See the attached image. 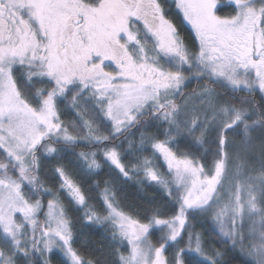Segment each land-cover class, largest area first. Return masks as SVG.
Returning <instances> with one entry per match:
<instances>
[{
    "label": "snow or ice",
    "instance_id": "1",
    "mask_svg": "<svg viewBox=\"0 0 264 264\" xmlns=\"http://www.w3.org/2000/svg\"><path fill=\"white\" fill-rule=\"evenodd\" d=\"M165 5L191 26L192 47ZM193 79L201 87L186 93ZM240 93L252 99L233 103ZM257 94L264 0H0V264H34L37 253L50 264L54 251L62 264H100L73 247L69 206L105 227L112 264H228L229 252L264 264V160L229 163L264 134ZM61 105L78 121L62 120ZM53 161L55 192L41 179ZM105 165L101 214L74 177ZM129 181L165 204L126 211L119 185ZM198 224L223 251L205 247Z\"/></svg>",
    "mask_w": 264,
    "mask_h": 264
},
{
    "label": "trees",
    "instance_id": "2",
    "mask_svg": "<svg viewBox=\"0 0 264 264\" xmlns=\"http://www.w3.org/2000/svg\"><path fill=\"white\" fill-rule=\"evenodd\" d=\"M230 9H224L220 14H226ZM176 15V14H175ZM175 20L177 22L176 26L178 29H181L185 32L186 35H188L189 38L190 34L188 32V28H186L182 22V20L178 19L175 16ZM241 97H243L245 100H251L252 97H247L246 94L240 93L238 94V97L236 100L232 101L233 103L240 105L241 104ZM255 102L256 104L260 105L261 107H264V99L257 94L255 96ZM243 106H247L249 109L252 108V105L249 103H243ZM62 108V115L61 119L64 120L66 123L70 121H78V118L76 117L75 110H73L70 106L65 107L64 105H61ZM88 117H85L87 119ZM155 130L152 128H149L148 131L145 133L146 135H150ZM140 135L139 131L135 132V137L138 138ZM209 149V151L215 150V145L213 144H207L205 146ZM180 148L182 150H189V142L181 138ZM191 151H193L196 155L201 156L205 155L204 149H198L197 146L192 145L190 148ZM76 152L81 151H90L89 148L85 147L84 145H80L75 149ZM145 155H149V153H145ZM74 159L73 156L68 155L65 157L64 163L68 164L69 160ZM204 163H208V160L202 161ZM55 165V162L48 164L45 168L41 171V179L44 182L45 186L48 188H51L52 191H56L58 187V182L53 179V172L52 169ZM71 167V165H69ZM161 171H164V168L161 167ZM74 179H76L78 182L82 184V190L85 192L86 197H88V203L95 206L97 211H99L101 214H103V201L102 197L100 195L101 190L104 187V181L109 179V173L107 166L105 165L104 169L96 176L94 177H88L84 181L80 180L79 176H75ZM99 184V187H96V184ZM120 187V193H119V199L122 204V206H125V210H129V207L135 208L137 211L141 213V215L144 214V209H147L151 207L153 204L158 205H164L165 204V198L163 196V193L159 190L148 187L145 185L143 189H141L140 186L136 185L132 181H129L127 183H122L119 185ZM50 197L45 196L44 200L46 201ZM63 199V197H62ZM67 203V201H65ZM172 212L170 210V206L168 211L166 212L167 215H171ZM69 216L72 219L73 226H74V235L76 237V242L74 243L73 247L76 248L82 257L86 260H93L98 261L100 264H112V260L114 257L110 255V241L108 239L109 233L106 231L104 226L101 225H87L86 222L82 219L83 212L76 210L75 208L69 206ZM166 218V217H165ZM197 231H202L204 233V241H205V247L208 249H218L223 251L222 245L219 243V241L215 238L211 230H208L207 226L204 228H201L200 225H197L196 228ZM158 232V230H156ZM166 253L167 254H170ZM224 259L228 261V264H243L244 257L241 256L239 253L236 252H229L225 255ZM64 258L58 254L57 252H53L51 254V260L50 264H62V261ZM34 264H41V261H39L36 257L34 258Z\"/></svg>",
    "mask_w": 264,
    "mask_h": 264
},
{
    "label": "rangeland",
    "instance_id": "3",
    "mask_svg": "<svg viewBox=\"0 0 264 264\" xmlns=\"http://www.w3.org/2000/svg\"><path fill=\"white\" fill-rule=\"evenodd\" d=\"M245 107L248 108L247 106ZM252 137H253V146L251 150L248 152H245L243 149H240L239 151H240L241 160L236 161L235 156L233 155V159L230 160L229 162L230 165L233 163L239 162L244 165L246 170H258L260 168L261 161L264 160V156H262L261 151H260L261 142L264 141V134H261L259 131H256L252 133ZM229 139L232 140L235 144H239L241 137L239 134H236V135L229 134ZM54 252H57V251H54ZM57 253L60 254L59 252ZM35 257L39 261L42 260V258L39 256L38 253L36 254Z\"/></svg>",
    "mask_w": 264,
    "mask_h": 264
},
{
    "label": "flooded vegetation",
    "instance_id": "4",
    "mask_svg": "<svg viewBox=\"0 0 264 264\" xmlns=\"http://www.w3.org/2000/svg\"><path fill=\"white\" fill-rule=\"evenodd\" d=\"M165 9H166V11H168V5H165ZM175 14H176V15H175ZM168 16H169V18L173 21V23H174L175 25L177 24V22H176V20H175V16H176L178 19L182 20L184 26H185L186 28H188L187 30H188V32H189L191 38H189L188 35H186L185 32H184L183 30H181V29H178V30H179L181 36H182V37L184 38V40L187 42L188 46H189V47H192V46H193L194 32H193L191 26H190L186 21H184V20L182 19V14L179 13V12H177V11L175 10V8L173 7L170 11H168ZM186 75H191V74H190V73H186ZM199 87H201V84H198L197 81H196L195 79H193V80L191 81V83L188 85V87L185 89V92H186V93H191L194 89H199Z\"/></svg>",
    "mask_w": 264,
    "mask_h": 264
}]
</instances>
